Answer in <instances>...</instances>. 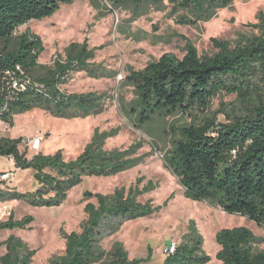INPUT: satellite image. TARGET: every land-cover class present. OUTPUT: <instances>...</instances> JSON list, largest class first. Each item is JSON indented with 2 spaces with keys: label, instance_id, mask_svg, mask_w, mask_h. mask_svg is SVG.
I'll list each match as a JSON object with an SVG mask.
<instances>
[{
  "label": "trees",
  "instance_id": "1",
  "mask_svg": "<svg viewBox=\"0 0 264 264\" xmlns=\"http://www.w3.org/2000/svg\"><path fill=\"white\" fill-rule=\"evenodd\" d=\"M111 3L137 6L149 1L165 0H108ZM191 12L195 19H208L215 10L230 6L234 0H166ZM71 0H0V119L13 125V116L35 107L57 117H85L102 110L100 97L95 92L66 94L60 85L67 82L70 73L85 71L90 76L100 75V69L91 62L93 49L87 39L70 42L64 56L56 55L50 66L38 62L44 46L40 37L18 28L33 19L53 15L63 3ZM189 22V20H186ZM253 32L231 45L226 40L211 38L215 51L199 55L190 42L181 58L164 53L141 70H131L125 77L136 95L137 104L130 113L136 117V128L155 115L178 112L206 114L211 101L220 93L235 94L244 102L247 111L233 115L229 122H218L216 116H203L199 122L175 128L178 137L172 139V148L165 156V165L176 177L185 198L208 201L226 214L246 217L264 228V14L251 25ZM20 65L24 73L43 84L47 96L32 88L20 92L14 100L7 99L6 70ZM42 70L41 73H36ZM95 129L91 140L74 158L65 160L61 150L53 154L42 152L27 157L20 151L22 138H0V156L10 157L15 168L30 169L36 173L39 186L34 191H0L3 200L21 199L32 206L60 205L67 193L85 177L113 176L135 166L139 157H131L134 147L126 150L104 149L108 137L117 134ZM155 188L147 182L142 188H116L111 194L95 193L96 202L84 206L86 219L79 232L64 234V254L50 264H140L150 258L129 259L120 242L109 251L99 247L104 236L111 235L130 220L150 216L159 210L150 200L137 197ZM84 195H88L85 193ZM31 216L13 220L12 215L0 222V229L26 228ZM193 224V223H192ZM219 249L216 259L221 264H264V250L255 245L262 238L255 237L244 226L221 228L215 233ZM7 253L4 264H30L35 250L22 249L24 245L14 236L5 242ZM203 238L195 225L175 251L165 256L161 264H205L210 256L202 249ZM1 245V244H0Z\"/></svg>",
  "mask_w": 264,
  "mask_h": 264
},
{
  "label": "rangeland",
  "instance_id": "2",
  "mask_svg": "<svg viewBox=\"0 0 264 264\" xmlns=\"http://www.w3.org/2000/svg\"><path fill=\"white\" fill-rule=\"evenodd\" d=\"M259 13L264 14V0H234L230 6L215 10L208 19H195L191 12L166 0L146 1L139 6L108 0H71L61 4L53 15L20 26L19 32L29 30L42 40L44 50L38 62L45 66H50L56 55L64 56L70 42L87 39L94 51L91 62L100 69V75L72 72L60 90L66 94L95 92L100 97L102 110L85 117L62 118L35 107L15 114L12 126L0 119V138L21 137L19 149L27 157L37 152L53 154L61 150L64 159L70 160L90 142L95 129L100 132L116 128L117 134L105 140L104 149L134 147L131 157H139V162L113 176L85 177L58 206H32L21 199L1 201L0 222L10 215L13 220L31 216L32 221L24 229H0V264H4L2 257L7 253L4 242L10 236L20 240L22 249L35 250L30 264H50L64 254V234L80 231L86 219L84 206L87 202H96L95 193L108 195L116 188L127 192L129 187L140 189L147 182H152L155 188L136 199L150 200L159 210L124 222L117 231L100 239L101 250L109 251L115 242H120L129 259L150 254L149 260L140 264H161L165 258L162 248L172 241L176 245L182 242L191 225L202 236V249L210 256L205 264H221L215 257L219 246L214 238L221 228L250 229L255 237L262 238L255 246L264 250V228L244 216H224L225 212L208 201L185 198L176 177L165 165L172 139L178 137L172 126L199 122L203 116H216L218 122H229L233 115L244 114L248 106L235 94L220 93L212 99L204 115L199 112L155 115L137 129L136 117L130 113L137 99L133 87L125 81L129 71L143 69L164 53L181 58L187 42L194 45L199 55L215 51L211 38L235 45L254 31L251 25L257 22ZM38 134L45 136L41 149L29 151L27 141ZM8 162L0 158V191L29 192L39 186L36 173L10 168ZM3 172H10L11 177L1 179Z\"/></svg>",
  "mask_w": 264,
  "mask_h": 264
},
{
  "label": "built area",
  "instance_id": "3",
  "mask_svg": "<svg viewBox=\"0 0 264 264\" xmlns=\"http://www.w3.org/2000/svg\"><path fill=\"white\" fill-rule=\"evenodd\" d=\"M5 75L8 78V100H14L20 92L26 90L29 87L36 90L37 92H40L43 96H47V92L43 84L33 81L30 76L24 73L20 65H16L11 70H6ZM5 109L6 103H4V105L1 107L0 112ZM44 138V134H38L30 138L26 143L28 150L32 152H37L38 150H40ZM8 177H11L10 172H3L1 174V179H7ZM175 249L176 244L172 241L162 248V253L164 254V256H167L172 254Z\"/></svg>",
  "mask_w": 264,
  "mask_h": 264
},
{
  "label": "crops",
  "instance_id": "4",
  "mask_svg": "<svg viewBox=\"0 0 264 264\" xmlns=\"http://www.w3.org/2000/svg\"><path fill=\"white\" fill-rule=\"evenodd\" d=\"M0 158L9 161L8 164H7V166H9L10 168H15L14 163H13V160L10 157H2V156H0Z\"/></svg>",
  "mask_w": 264,
  "mask_h": 264
},
{
  "label": "bare ground",
  "instance_id": "5",
  "mask_svg": "<svg viewBox=\"0 0 264 264\" xmlns=\"http://www.w3.org/2000/svg\"><path fill=\"white\" fill-rule=\"evenodd\" d=\"M223 213V212H222ZM224 214V216H227V214H225V213H223Z\"/></svg>",
  "mask_w": 264,
  "mask_h": 264
}]
</instances>
